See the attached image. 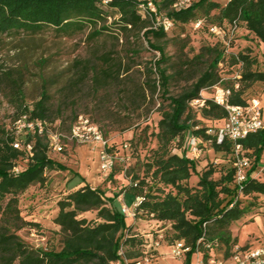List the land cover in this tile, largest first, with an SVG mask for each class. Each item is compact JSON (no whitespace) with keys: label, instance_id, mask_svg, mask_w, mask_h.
<instances>
[{"label":"trees","instance_id":"1","mask_svg":"<svg viewBox=\"0 0 264 264\" xmlns=\"http://www.w3.org/2000/svg\"><path fill=\"white\" fill-rule=\"evenodd\" d=\"M173 1L160 0L157 6L158 11L173 19L174 26L183 27L214 11L211 22L207 24L220 25L236 20L238 29L243 28L264 44V0H227L225 4L217 0H197L179 10L172 8ZM103 9L117 14L114 30L104 24L96 28L105 20ZM43 27L53 28L59 37L72 36L89 27L88 42L105 32L113 33L111 37L118 40V33L110 32L117 31L124 38L130 56L135 53L130 41L132 37L145 41L148 50L159 53L158 58L146 67L145 87L138 84L127 98L128 106L134 109L136 103L137 106L140 104V98L153 97L159 88L165 109L157 122V131L151 132L156 145L144 156V174L134 175L126 191L132 197L143 198L137 213L168 221L171 241L182 240L189 247L183 255V264H190L195 252H201L203 263L210 264L215 259L213 251L217 246L224 247L223 260L228 259L237 245L230 226L247 212V206L242 204L243 198H264V172L260 176L246 177L239 186L231 165V142L217 143L214 134L225 120V109L216 104L211 95L204 96L205 102L198 111H194L189 103L223 77L218 65L221 63L223 66V62L229 60V65L235 66L240 74L239 87L232 88L229 103L245 104L248 100L243 95L247 88L255 82L264 84V69L258 68L256 54H252L248 47L236 52L231 50L236 37L229 47L214 39L212 44L203 46L202 51L192 57L204 61V67L195 75L194 81L178 94L169 95L168 85L172 76L167 65L170 58L160 43L167 32L152 28L151 19L142 16L135 1L0 0V34H37ZM261 54L264 56V46ZM100 57L99 64H84L78 72L80 81L90 75L95 89L119 81L117 79L124 69L123 59L113 57V52ZM186 63L182 62L181 68ZM125 68L128 70L129 65ZM155 75L156 78L153 77ZM20 78L9 79L17 87L18 112L11 127L0 134V264H112L122 262L124 256L130 259V263L141 259L142 239L132 232V225L125 222L120 208L107 205L101 188L86 183L57 202L58 211L53 222L59 226V247L34 248L19 236L17 232L26 225L39 227L22 216L19 196L31 185L44 184L46 171L65 168L49 157L48 152L53 149L47 132L39 134L24 129L16 133L15 122L22 116L27 121L44 119L49 128L52 126V103L45 82L42 80L38 96L27 104L23 102L19 88ZM233 81L232 78L225 79L223 85L230 86ZM123 90L127 91V88L123 87ZM195 116L213 125H198ZM211 128L214 132L208 133ZM189 135L198 139L199 148L208 145L224 159L227 158L230 165L225 167L208 162L197 173L196 183L190 185V178L196 174L195 162L174 152L175 149H184ZM15 141H21L23 147H13ZM240 143V153L249 158L251 169H254L264 149V128L249 133ZM27 144L30 149L26 148ZM90 210L95 211L96 219L79 217Z\"/></svg>","mask_w":264,"mask_h":264},{"label":"rangeland","instance_id":"2","mask_svg":"<svg viewBox=\"0 0 264 264\" xmlns=\"http://www.w3.org/2000/svg\"><path fill=\"white\" fill-rule=\"evenodd\" d=\"M217 1L225 4L227 0ZM103 13L105 20L98 23L96 28L99 29L104 24L114 30L117 14L110 9H103ZM213 13L214 11L200 18L206 23L211 22ZM90 30L88 27L82 32L63 37L57 36L51 27H43L37 34L27 32L0 34V134L11 127L18 112L17 87L9 79L21 77L19 88L23 94V102L27 104H31L38 96L43 80L52 103L50 115L52 132L67 133L73 118L83 114L105 131L106 137L117 152L114 166L110 171L112 173L109 175L110 172L105 174L99 171V145L92 147L63 140L62 151L49 150V157L65 168L46 171L44 184L31 185L19 196L22 216L29 222L37 223L39 227L26 225L17 233L24 242L34 248L59 247L60 239L57 233L59 226L53 222L58 211L57 202L85 183L92 187H100L107 199V205H113L118 209L122 204L131 207L134 197L127 193L126 188L134 175L143 176L144 156H147L156 145L151 132L157 131V122L165 109L160 100L161 90L157 88L153 97L148 96L146 100L140 98V104L137 106L136 103L134 109L128 106L127 98L138 84L142 86L145 84L146 67L158 58L159 53L148 50L145 41L132 37L130 41L135 53L130 56L127 44L119 32L110 31L118 33V40L111 37L113 33L105 32L88 42L87 35ZM166 34L160 43L170 58L167 65L168 73L172 76L168 85L169 95H176L187 88L194 81L195 75L203 69V59L192 57L202 51L203 46L212 44L214 38L208 34L205 26L196 29L191 22L183 27L175 25ZM263 46L264 44L256 40L252 34L239 28L231 50L236 52L248 47L258 58V68L264 69V56L261 54ZM109 52H113V57L123 59L124 69L117 79L119 81L95 89L90 75L83 81L78 79L82 65L99 64L100 56ZM182 62H187L183 68ZM127 65L128 70L125 68ZM218 66L224 79L232 78L236 74L235 66L229 65V60H225L223 66L222 64ZM123 87L127 88V91H124ZM202 94L211 95V89L203 90ZM243 96L246 100L253 97L259 100L264 128V84L253 83ZM192 109L198 111L200 107ZM195 120L198 125H213L209 121L199 119L198 116H195ZM213 132V128L208 130V133ZM123 144H127V147ZM186 151L182 148L174 150L178 154H184ZM189 156H192L196 165V174L190 178V185L196 183L197 173L206 163L213 161L219 166L230 165L227 158L224 159V156L214 152L208 145L199 148L196 155L189 153ZM263 172L264 149L260 155L257 176ZM242 204L247 206V212L231 224V235L236 238V244L243 248L264 246V198H243ZM79 217L96 219V214L94 210H90ZM124 219L127 224L132 225V232L142 239L141 264H183L184 257L177 258L170 253V245L173 242L168 221L156 220L151 216L137 213V210L134 211V216L126 215ZM213 254L215 259L210 264H217L219 261L229 264V261L223 260V246L215 247ZM124 258L122 262L112 264H131L130 259L125 256ZM196 262L204 264L201 252L192 255L190 264Z\"/></svg>","mask_w":264,"mask_h":264},{"label":"built area","instance_id":"3","mask_svg":"<svg viewBox=\"0 0 264 264\" xmlns=\"http://www.w3.org/2000/svg\"><path fill=\"white\" fill-rule=\"evenodd\" d=\"M107 0H103L106 2ZM137 3L138 9L142 16L149 17L151 19V27L154 29H161L164 32H168L174 26L172 18L165 13L158 11V2L160 0H133ZM191 4L190 0H174L172 8L179 10L188 7ZM194 28L199 29L206 27L208 34H210L215 40L219 41L222 45L229 47L231 42L235 39L238 24L236 20L229 23L222 24H210L199 18L192 22ZM221 65V63H219ZM240 74L236 72L232 76L234 80L230 86L223 85L224 78L214 85L205 90L211 89V96L213 101L222 106L226 111V117L223 124L217 128L214 132L217 143H222L224 140L231 142V165L235 169V180L240 186L241 183L248 176H257V167L251 169L250 160L247 156L242 155L240 140L247 136L249 133L255 132L263 127L262 123V110L260 102L257 98L253 97L249 99L245 104H232L229 103V95L232 88L237 89L239 87L238 79ZM204 95L202 92L199 96L190 101L189 105L192 108L202 107L204 104ZM15 131L27 129L36 131L39 134L44 132L48 133L50 138V144L54 151L60 152L64 148L63 140H67L76 144H87L90 146L99 145V171L102 173H109L115 163L117 152L100 127L94 123L88 116L80 114L76 117L67 133L52 132L48 126V123L44 119H36L33 121H27L25 116L20 117L15 122ZM127 147V144H123ZM13 147L20 149L23 147L21 141H15ZM27 149H30L29 144L26 145ZM184 149L187 151L185 156H189V153L196 155L199 152L198 139L189 135L184 144ZM141 196H135L132 202V206L128 207L122 204L120 207L121 212L126 215L134 216V211L137 209L139 203L142 201ZM132 208V209H131ZM189 250V247L184 244L182 240L174 241L170 245V253L174 257H183V255ZM225 261H229V264H264V246L255 248H242L239 245H235L233 252ZM120 261H116L119 263ZM131 264H141V259ZM195 264H198L197 262ZM217 264H223L219 261Z\"/></svg>","mask_w":264,"mask_h":264},{"label":"crops","instance_id":"4","mask_svg":"<svg viewBox=\"0 0 264 264\" xmlns=\"http://www.w3.org/2000/svg\"><path fill=\"white\" fill-rule=\"evenodd\" d=\"M248 248H255V247H248Z\"/></svg>","mask_w":264,"mask_h":264}]
</instances>
